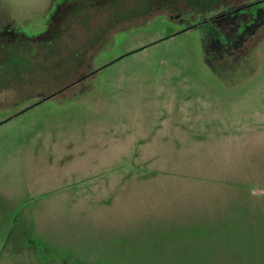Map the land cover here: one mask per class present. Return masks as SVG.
Wrapping results in <instances>:
<instances>
[{"label":"rangeland","instance_id":"obj_1","mask_svg":"<svg viewBox=\"0 0 264 264\" xmlns=\"http://www.w3.org/2000/svg\"><path fill=\"white\" fill-rule=\"evenodd\" d=\"M118 1L0 0V264H264V0Z\"/></svg>","mask_w":264,"mask_h":264},{"label":"trees","instance_id":"obj_2","mask_svg":"<svg viewBox=\"0 0 264 264\" xmlns=\"http://www.w3.org/2000/svg\"><path fill=\"white\" fill-rule=\"evenodd\" d=\"M119 1H118V3H119ZM189 1L194 3V6L196 8H202L203 6H205V3L208 0H189ZM95 5H97V4H95ZM84 7L89 8L90 6L86 2V4L79 6L77 9L84 8ZM75 10H76V8L71 10V13H73ZM89 13H90V10H88L87 13L85 14L86 17H88V18H89ZM90 17H91V15H90ZM63 23H61L62 28L60 30H62L63 27H66V25H64V26L62 25ZM64 31H65V29H63V32ZM63 32H61V34L55 33L53 35L54 36L53 40L50 42H42L41 41V42H38V44L35 43L37 48H39L41 50L40 52H42V54H44V52L42 51L43 49H48V54L46 56L48 64H50L52 66V68L59 69L62 71L64 70V67L68 66L70 63H73L74 66L79 65L78 63H80L81 62L80 60L83 59L85 56V53L81 50L80 51L76 50L74 52L68 53V51H70V50L65 48V42L66 41H65V39H61V37L63 36ZM67 47L70 48V45ZM63 49H65V50L63 51ZM62 53L64 55H62Z\"/></svg>","mask_w":264,"mask_h":264}]
</instances>
